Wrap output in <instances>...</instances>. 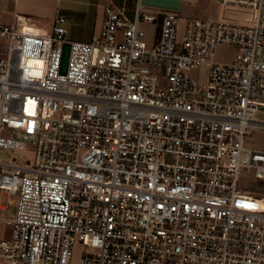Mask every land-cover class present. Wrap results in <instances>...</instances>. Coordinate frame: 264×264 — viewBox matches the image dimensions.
I'll use <instances>...</instances> for the list:
<instances>
[{"label":"built area","instance_id":"built-area-1","mask_svg":"<svg viewBox=\"0 0 264 264\" xmlns=\"http://www.w3.org/2000/svg\"><path fill=\"white\" fill-rule=\"evenodd\" d=\"M217 2L189 20L106 7L89 42L63 14L51 30L0 18V150L36 146L0 162V208L19 194L0 264H264V186L239 181L252 167L264 183L245 141L264 127V0ZM160 17L150 43L141 25ZM223 45L236 57L210 60Z\"/></svg>","mask_w":264,"mask_h":264},{"label":"rangeland","instance_id":"rangeland-1","mask_svg":"<svg viewBox=\"0 0 264 264\" xmlns=\"http://www.w3.org/2000/svg\"><path fill=\"white\" fill-rule=\"evenodd\" d=\"M142 8L144 11H148L152 14L155 13H166L169 11H174L178 13L183 20H189L190 18H218L220 12V5L217 0H193L188 2L186 0H142ZM146 31L147 38L153 30L152 23H143L141 25ZM0 47L1 54L5 53V48L7 47V38L0 34ZM238 50L230 46H217L212 50L210 60L216 62H230L236 55ZM190 73L194 77H198L202 74L200 69L191 70ZM259 118L264 119V107L257 112ZM246 144L251 147L264 148V127H258L252 130L250 134L246 136ZM35 144L27 143L24 149H8L0 150V162L3 163H32L35 155ZM241 185H246L251 187L253 185H263L264 183L257 182L256 171L252 167H244L240 172L239 178ZM15 202L12 204L7 203V194L5 195V200L3 204L6 206L5 209L0 208V218L3 219H13L17 215L19 194L12 195ZM13 234L12 224L3 223L0 225V237H11ZM75 262L77 263L83 246L78 244L75 249Z\"/></svg>","mask_w":264,"mask_h":264},{"label":"crops","instance_id":"crops-1","mask_svg":"<svg viewBox=\"0 0 264 264\" xmlns=\"http://www.w3.org/2000/svg\"><path fill=\"white\" fill-rule=\"evenodd\" d=\"M139 4L142 0H0V18L13 23L17 21V15H22L51 30L55 18L63 14L68 19L69 38L89 42L101 31L106 7L122 8L133 17ZM156 30L153 25L147 38L150 43L157 39Z\"/></svg>","mask_w":264,"mask_h":264},{"label":"water","instance_id":"water-1","mask_svg":"<svg viewBox=\"0 0 264 264\" xmlns=\"http://www.w3.org/2000/svg\"><path fill=\"white\" fill-rule=\"evenodd\" d=\"M161 25H162V17L159 18L158 23H157V30H156V37L157 38L160 36ZM70 47H71V45L69 42H66L63 44L61 71L64 73L67 71V67H68Z\"/></svg>","mask_w":264,"mask_h":264}]
</instances>
